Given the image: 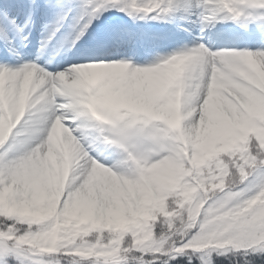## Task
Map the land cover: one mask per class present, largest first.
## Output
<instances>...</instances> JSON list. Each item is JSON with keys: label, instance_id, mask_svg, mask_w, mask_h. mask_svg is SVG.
<instances>
[{"label": "snow or ice", "instance_id": "snow-or-ice-1", "mask_svg": "<svg viewBox=\"0 0 264 264\" xmlns=\"http://www.w3.org/2000/svg\"><path fill=\"white\" fill-rule=\"evenodd\" d=\"M0 264H264V0H0Z\"/></svg>", "mask_w": 264, "mask_h": 264}]
</instances>
